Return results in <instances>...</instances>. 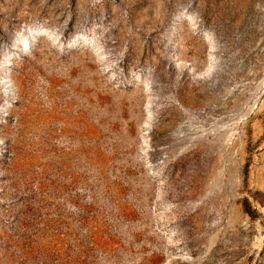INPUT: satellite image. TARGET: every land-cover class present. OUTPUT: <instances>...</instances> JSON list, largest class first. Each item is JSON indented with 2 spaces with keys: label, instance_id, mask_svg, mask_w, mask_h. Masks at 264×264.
Masks as SVG:
<instances>
[{
  "label": "rangeland",
  "instance_id": "rangeland-1",
  "mask_svg": "<svg viewBox=\"0 0 264 264\" xmlns=\"http://www.w3.org/2000/svg\"><path fill=\"white\" fill-rule=\"evenodd\" d=\"M0 264H264V0H0Z\"/></svg>",
  "mask_w": 264,
  "mask_h": 264
},
{
  "label": "trees",
  "instance_id": "trees-1",
  "mask_svg": "<svg viewBox=\"0 0 264 264\" xmlns=\"http://www.w3.org/2000/svg\"><path fill=\"white\" fill-rule=\"evenodd\" d=\"M243 207H244V211L245 213L252 219V220H256V218L258 217V212L256 211V209H254L250 202L245 199L243 202Z\"/></svg>",
  "mask_w": 264,
  "mask_h": 264
}]
</instances>
